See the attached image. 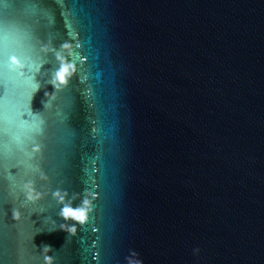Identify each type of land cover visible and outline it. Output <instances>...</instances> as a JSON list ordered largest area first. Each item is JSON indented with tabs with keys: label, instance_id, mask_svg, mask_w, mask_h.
Masks as SVG:
<instances>
[{
	"label": "water",
	"instance_id": "water-1",
	"mask_svg": "<svg viewBox=\"0 0 264 264\" xmlns=\"http://www.w3.org/2000/svg\"><path fill=\"white\" fill-rule=\"evenodd\" d=\"M0 37L39 85L0 70V264H264V0H0ZM40 171L98 197L75 236Z\"/></svg>",
	"mask_w": 264,
	"mask_h": 264
},
{
	"label": "clouds",
	"instance_id": "clouds-1",
	"mask_svg": "<svg viewBox=\"0 0 264 264\" xmlns=\"http://www.w3.org/2000/svg\"><path fill=\"white\" fill-rule=\"evenodd\" d=\"M41 51L45 54L52 53L55 55L59 63V68L54 73L52 80L50 81L55 89V92H46V96L50 101L55 99V93L62 91L69 85L71 79L76 75L78 69L76 68L75 64L70 63L68 60V57L72 56L74 52L70 42H65L63 45H61L60 50H57L54 47L49 48L45 46L41 49ZM27 67L31 66L21 60L15 53L5 58L2 54V48H0V70L7 68L8 71L15 73L18 72L23 78H30L35 85L34 91H36L39 88V85L36 84L31 77L26 76V72L24 70ZM38 70L39 69H37V71ZM88 94H91V89H88ZM48 180L49 177L43 171H40L36 179L27 181L23 186V196L25 202L35 205L44 200L47 196L51 195V197L56 200L58 205H62L59 215L61 218H63L65 223L57 226L56 222L49 218L47 222L51 224L50 230L56 231L57 228H59V230H63L69 233L71 236H75L78 230L77 225L85 226L88 225L92 220L93 213L95 211V200L98 199V197H93L91 195V191L88 189H85L82 197L79 193L71 194L68 191L60 188H57L55 191H53L47 189L44 183L40 184L39 190L37 189V181L46 182ZM70 196L71 199L69 198ZM78 198L81 201L79 206L73 207L75 200ZM43 210L44 209L41 207L35 209L34 211L41 212ZM13 219L18 222L21 221V213L18 209L13 210ZM93 233L97 234V237H99V228H94ZM100 242L101 241L97 238L93 242V249H98L100 247ZM51 251L52 249L49 246L44 247L42 252L43 264H55V258L49 255V252ZM200 252L201 249L199 247H196L192 250V254L194 256H199ZM93 259L97 260L99 264V251H94ZM124 261L125 264H145L140 253L135 249L128 250V254L124 257Z\"/></svg>",
	"mask_w": 264,
	"mask_h": 264
},
{
	"label": "snow or ice",
	"instance_id": "snow-or-ice-1",
	"mask_svg": "<svg viewBox=\"0 0 264 264\" xmlns=\"http://www.w3.org/2000/svg\"><path fill=\"white\" fill-rule=\"evenodd\" d=\"M0 48H2V54L5 58H7L9 55H12L14 52L13 50H11L10 48H8L6 46V44L4 43V39L3 37H0ZM33 90L35 89V85L33 84ZM28 111V105L26 107V109H22L21 110V114H20V118L23 116L24 112Z\"/></svg>",
	"mask_w": 264,
	"mask_h": 264
}]
</instances>
